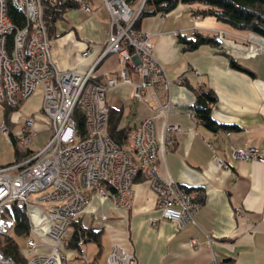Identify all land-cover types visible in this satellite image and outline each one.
Instances as JSON below:
<instances>
[{"label": "crops", "instance_id": "crops-1", "mask_svg": "<svg viewBox=\"0 0 264 264\" xmlns=\"http://www.w3.org/2000/svg\"><path fill=\"white\" fill-rule=\"evenodd\" d=\"M86 1L92 13L78 4L57 20L48 37L50 54L62 71L84 74L96 63L91 76L101 82L115 76L118 65L114 55L101 57L109 35L108 14L100 0ZM208 7L202 2H179L167 14L141 20L139 30L149 35L152 55L165 76L172 82L183 77L181 84L170 86L172 105L166 115H158L153 102L133 98L130 85L108 89L104 99L109 108L120 111L119 129L129 132L144 118L154 117L160 178L200 192L201 208L181 229L172 221H159L156 195L142 173L132 184L128 211L88 195L82 224L100 226L96 230L101 232L107 228L111 248L129 252L137 264H208L212 260L264 264V170L257 161L236 160L230 154L231 147H254L264 155V39L202 15ZM196 33L216 42L185 49L181 39ZM85 51L88 55L82 56ZM231 61L243 70L232 67ZM128 72L133 81L138 80L133 71ZM199 89L213 92L216 102L211 105V118L228 129L213 132L190 117ZM40 108L39 87L17 108L23 109L24 117L34 114V132L40 126L48 128ZM165 124L176 125L178 131H165ZM218 159L226 167L218 166ZM148 218L155 219L156 225H149ZM190 239L199 244L190 247ZM47 243L43 239L36 252H48ZM89 261L104 264L105 259Z\"/></svg>", "mask_w": 264, "mask_h": 264}, {"label": "built area", "instance_id": "built-area-1", "mask_svg": "<svg viewBox=\"0 0 264 264\" xmlns=\"http://www.w3.org/2000/svg\"><path fill=\"white\" fill-rule=\"evenodd\" d=\"M43 1L49 5L75 1L84 12L92 13L86 0H0V105L17 109L39 87L40 111L50 131L41 150L13 165L0 167V221L2 209L12 204L28 220L25 264H65L67 254L72 252L64 250L63 240L71 224L86 209L88 195L94 194L113 207L128 211L132 205L131 187L138 173L145 176L156 195L159 221H172L180 229L191 223L202 205L200 192L160 178L154 117L144 118L128 132L125 151L106 132L110 108L104 99L108 89L130 85L133 98L153 102L156 113L166 115L172 105L168 97L170 86L183 80L178 77L172 82L165 76L152 55L149 35L133 27L146 0H100L109 17V35L101 57L114 55L118 65L115 76L101 82L91 76L96 63L84 74L62 71L54 65L42 19ZM8 4L19 11L25 21L23 26L10 20ZM86 55L88 51L82 54ZM129 69L137 75V81L130 78ZM76 110L82 114L83 135L77 130ZM189 115L196 119L192 110ZM34 124L33 116H27L13 131L5 124L0 129L7 139L11 134L18 148L28 150ZM165 131L176 132L178 127L165 124ZM230 150L232 158L257 161L264 170V155L254 147ZM133 159L137 161L135 165ZM217 165L226 167L219 159ZM156 222L148 218L149 225ZM43 239L48 242V252L37 253ZM83 243L82 238H77L73 252H77L76 258L82 264H91ZM198 244L196 239L188 241L190 247ZM207 245H211L210 240ZM0 264L17 263L0 252ZM104 264L137 263L132 254L114 247ZM208 264L231 263L212 260Z\"/></svg>", "mask_w": 264, "mask_h": 264}, {"label": "trees", "instance_id": "trees-1", "mask_svg": "<svg viewBox=\"0 0 264 264\" xmlns=\"http://www.w3.org/2000/svg\"><path fill=\"white\" fill-rule=\"evenodd\" d=\"M179 2H202L209 7L205 11H201L202 15H210L216 20L223 22L237 30L248 31L251 34L264 39V0H146L143 9L133 24L136 30H139L141 20L145 17L154 16L156 14H167L172 11ZM78 7L75 1H59L55 5H49L46 1L42 3V19L46 29L47 37L55 31V24L67 9ZM7 14L10 20L18 27L25 24V21L19 11L11 4L7 5ZM186 44L185 49H194L200 45L212 44L216 42L214 39L202 34H194L190 39H181ZM232 67L243 70L239 65L231 61ZM216 99L210 90L199 89L195 93V100L191 107L196 119L201 122L209 130L216 132L220 128L228 129L229 126L215 122L211 118V105H214ZM209 103V105H207ZM3 107L4 124L13 125L9 119V114L14 111L5 106ZM74 119L79 135L84 134L83 118L80 111L76 110ZM120 119V111L109 109L106 132L110 139L121 150H127L128 130L119 129L118 122ZM8 139L13 149L14 161L10 164L0 167L13 165L31 153L29 150H21L18 148L15 140L8 135ZM141 173H138L137 180ZM4 225L5 230L0 231V252L11 257L17 264H25V255L21 252L16 242L17 237L28 238L29 224L26 216L13 204L6 206L1 212L0 226ZM71 234L64 244L65 250L72 252L75 249L74 242L77 238H82L84 242L93 241L97 245V252H100V234L101 231L91 226L82 224L80 217L71 224Z\"/></svg>", "mask_w": 264, "mask_h": 264}, {"label": "rangeland", "instance_id": "rangeland-1", "mask_svg": "<svg viewBox=\"0 0 264 264\" xmlns=\"http://www.w3.org/2000/svg\"><path fill=\"white\" fill-rule=\"evenodd\" d=\"M3 114H4L3 107H2V105H0V126L4 124ZM39 114L42 116L41 112H39ZM24 115H26V114L23 111V109H21V110L15 109L14 111H12L9 114V119L13 125H8V124L6 125L5 124L7 129L13 131L14 128L16 129V127H19L23 121ZM31 116H33L34 120H36L35 119L36 117H34V114H32ZM44 126H45V124H44ZM49 137H50L49 129L46 127L40 126V129L38 131L31 134V143L29 144L27 149L32 153L41 150L43 148L44 144L49 139ZM13 161H14V157H13L12 145L10 144L6 135L0 129V165L10 164ZM37 195H39V193L36 195H32L31 198L34 199ZM96 229H100V226L96 227ZM4 230H5L4 225H1L0 231H4ZM70 234H71V228L68 229V233H67V236L63 240V244L66 243ZM15 240H16L18 247L20 248L21 252H24L27 250L26 249L27 238L17 237ZM41 241H43V240H40V242ZM47 245H48V243H47ZM100 246H101L100 252L98 253L97 252V245L95 242H93V241L84 242L83 248H84L85 253H86L85 254L86 258L88 260L96 259V261H98L100 263L109 254L110 250L112 249L111 248L112 241H111V238L109 237V230L107 228H105L100 234ZM76 253H77L76 251L75 252L72 251L70 258L68 259V261L65 264H82L80 262V260L78 258H76Z\"/></svg>", "mask_w": 264, "mask_h": 264}]
</instances>
